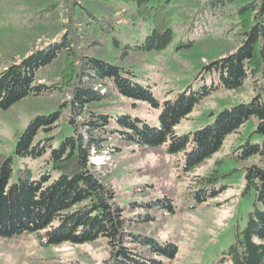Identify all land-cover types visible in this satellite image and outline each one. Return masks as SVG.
Returning <instances> with one entry per match:
<instances>
[{
  "label": "rangeland",
  "instance_id": "obj_1",
  "mask_svg": "<svg viewBox=\"0 0 264 264\" xmlns=\"http://www.w3.org/2000/svg\"><path fill=\"white\" fill-rule=\"evenodd\" d=\"M247 1L167 0L170 39L161 48L144 49L137 45L150 33L151 21L138 14L132 1L81 0L83 9L78 8L79 12L70 18L66 0H0V69L66 35L87 55L130 70L127 74L149 85L158 102L155 105L132 99L107 83L99 108L112 115H137L157 126L165 99L217 81V75L204 66L240 43L237 8ZM67 50L63 47L41 65L35 71V79L43 83L57 81ZM254 78L258 79L259 74L248 71L241 85L212 89L179 119L175 132L191 134L213 121L219 110L250 100L255 93ZM66 92L52 88L26 94L0 109V153L12 157V180L19 167H28L33 178L49 167L44 163L47 152L34 158L15 154L17 132L34 115L60 109L58 126L51 130L57 144L71 131L66 108L61 106ZM256 123V117L248 118L237 132L228 133L215 151L194 166L186 165L185 149L169 151L168 140L141 146L114 136L104 142L101 152L91 149L97 175L112 188L114 202L124 213L128 227L156 235L159 240L175 241L176 253L164 259V264H214L237 235H243L250 213L260 206L253 188L245 186L244 173L247 165L260 162L261 154L242 157L246 141L262 142L263 134L256 130ZM214 167L218 174L215 186L219 189L206 201H193L186 192L192 175L205 174ZM50 171L51 178L59 173ZM163 195L171 197L172 210L148 206ZM147 212H153L155 217L145 220ZM252 238L264 241L256 235ZM42 239L33 231L0 235V264H104L110 254L104 236L76 243H45Z\"/></svg>",
  "mask_w": 264,
  "mask_h": 264
},
{
  "label": "trees",
  "instance_id": "obj_2",
  "mask_svg": "<svg viewBox=\"0 0 264 264\" xmlns=\"http://www.w3.org/2000/svg\"><path fill=\"white\" fill-rule=\"evenodd\" d=\"M122 1H132L138 14L151 21L150 33L137 47L165 46L171 36L167 0ZM82 7L81 0H66L67 16L71 18ZM237 17L242 35L238 46L204 66L217 75V81L191 89L189 93L179 91L174 99H165L157 126L149 125L137 115H112L102 111L99 102L107 83L132 99L155 105L158 102L149 85H143L133 79L132 74H127L130 70L87 55L80 46L71 44L66 35L60 37V41L39 47L20 60L2 66L0 109L26 94L58 88L67 91L61 106L66 108V121L71 131L54 143L51 130L58 126L60 115V109H55L34 115L17 132V156L34 158L47 152L44 163L49 167L40 172L38 178H33L30 169L24 166L16 169V179L12 180V157L0 153V235L33 231L45 243H76L104 236L110 246L104 264H164V259L172 258L176 253L175 241L159 240L156 235L128 227L124 213L114 202L112 188L104 184L97 175L95 164L89 162L91 149L101 152L106 146L104 142L114 136L141 146L159 145L168 140L167 149L171 152L185 149L186 165L194 166L215 151L228 133L237 132L248 118L254 116L256 130L263 134V139L261 144L246 141L242 157L255 152L261 154L260 162L247 165L244 173L245 186L253 188L260 206L250 213L243 235H237L214 264L228 260L232 264H264V241L256 242L252 238L253 235L264 238V0H248L241 4L237 8ZM63 47L68 50L57 81H37L35 71ZM248 71L259 74L258 79L252 80L255 93L250 100L219 110L213 121L191 134L175 132L174 125L196 102L216 87L241 85ZM51 169L58 170L56 177L51 178ZM217 178L215 167L205 174H193L187 196L195 202L208 200L219 189L215 186ZM170 201V196L163 195L151 200L148 206L172 210ZM154 217L153 212L144 214L145 220Z\"/></svg>",
  "mask_w": 264,
  "mask_h": 264
},
{
  "label": "bare ground",
  "instance_id": "obj_3",
  "mask_svg": "<svg viewBox=\"0 0 264 264\" xmlns=\"http://www.w3.org/2000/svg\"><path fill=\"white\" fill-rule=\"evenodd\" d=\"M94 150H91V153L89 155V160L90 162L94 163L95 165L97 164L94 160V156H93ZM103 155V154H102Z\"/></svg>",
  "mask_w": 264,
  "mask_h": 264
}]
</instances>
